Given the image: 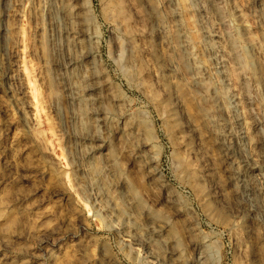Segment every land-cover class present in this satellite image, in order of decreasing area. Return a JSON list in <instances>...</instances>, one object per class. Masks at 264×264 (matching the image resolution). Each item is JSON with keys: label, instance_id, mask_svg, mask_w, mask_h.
<instances>
[{"label": "rangeland", "instance_id": "obj_1", "mask_svg": "<svg viewBox=\"0 0 264 264\" xmlns=\"http://www.w3.org/2000/svg\"><path fill=\"white\" fill-rule=\"evenodd\" d=\"M0 264H264V0H0Z\"/></svg>", "mask_w": 264, "mask_h": 264}, {"label": "bare ground", "instance_id": "obj_2", "mask_svg": "<svg viewBox=\"0 0 264 264\" xmlns=\"http://www.w3.org/2000/svg\"><path fill=\"white\" fill-rule=\"evenodd\" d=\"M119 9H120V12H122L123 8H122L121 4H120ZM248 42H249L250 45H253L254 38L253 37H248ZM231 46H232L233 52H235V54L237 56V59L239 60V63L241 62V63H243V65L246 66V68L248 67L251 70L255 71L256 70V66H258V64L256 65V61H255V58L253 56L254 54L253 53L251 54V52H248V51H246V52H244L242 54L239 53L238 52L239 51L238 50V45H237L235 40L232 41ZM237 52H238V54H237ZM256 73H258V72H256Z\"/></svg>", "mask_w": 264, "mask_h": 264}]
</instances>
